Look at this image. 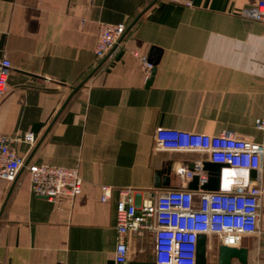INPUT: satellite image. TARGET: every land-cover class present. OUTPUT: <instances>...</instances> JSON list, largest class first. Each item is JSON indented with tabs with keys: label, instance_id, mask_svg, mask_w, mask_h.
<instances>
[{
	"label": "crops",
	"instance_id": "crops-1",
	"mask_svg": "<svg viewBox=\"0 0 264 264\" xmlns=\"http://www.w3.org/2000/svg\"><path fill=\"white\" fill-rule=\"evenodd\" d=\"M258 1L0 0V58L12 62L0 134L28 164L78 167L84 179L80 195L49 199L33 193L27 168L13 182L0 178V264H116L121 188L149 197L187 184L198 201L207 183L191 188L180 169L209 155L156 150L157 127L263 141L255 120L264 113V21L246 15ZM140 14L98 59L100 23L129 28ZM155 47L162 55L153 76ZM30 131L35 145L22 139ZM222 167L221 187L247 181V172ZM158 175L169 184L156 187ZM104 184L114 187L107 202ZM259 230L237 245L248 249L245 264H264V193ZM133 244L128 264H158L149 230ZM221 244L208 235L206 264H219Z\"/></svg>",
	"mask_w": 264,
	"mask_h": 264
},
{
	"label": "built area",
	"instance_id": "built-area-1",
	"mask_svg": "<svg viewBox=\"0 0 264 264\" xmlns=\"http://www.w3.org/2000/svg\"><path fill=\"white\" fill-rule=\"evenodd\" d=\"M246 15L264 21V0H259ZM126 30L125 22L100 23L94 50L97 58H104ZM143 60L147 66H151L146 57ZM11 67L9 58H0V92L7 89ZM255 127L263 134L261 142L239 137L230 130L208 134L157 127L156 150L204 152L211 162L247 172L248 178L244 183L231 179L228 186L223 188L222 167L219 188L200 189L198 201L196 191L188 188L187 184L181 188L157 189L149 197H143L141 192L130 188H121L116 219V264L130 262L134 253L133 238L145 229L152 234L153 253L158 264H197L198 237L201 233L217 235L222 244L230 246H237L243 235L259 233L261 196L264 193V184L260 180L264 154V113L256 118ZM22 139L31 145L38 140L32 131L24 134ZM12 141L10 136L0 134L1 179L13 182L21 170L27 168L31 189L36 195L53 199L76 197L82 193L84 179L78 167L26 164V156L18 152ZM253 170L257 171V177L252 176ZM180 175L185 181L198 175L202 184L209 182V174L202 161H197L191 168L182 167ZM113 192V186L102 185L101 201L110 200Z\"/></svg>",
	"mask_w": 264,
	"mask_h": 264
},
{
	"label": "water",
	"instance_id": "water-1",
	"mask_svg": "<svg viewBox=\"0 0 264 264\" xmlns=\"http://www.w3.org/2000/svg\"><path fill=\"white\" fill-rule=\"evenodd\" d=\"M157 0H154L153 3H155ZM142 14H140L136 20L133 22V24L127 28L124 35L129 31V29L137 22V20L140 18ZM124 35L120 38V40L124 37ZM119 40V41H120ZM118 41V42H119ZM162 55V49L159 47H155L152 49L151 53L149 54V61L154 65L153 68V76L156 72L157 65L160 61ZM153 79V78H152ZM86 80L76 86L72 92V94L69 96V98L80 88L85 84ZM28 164V162H26ZM222 163H214L210 161H206L204 163V169L208 171L209 174V182L203 186V189L208 190H217L220 185V171L222 168ZM24 169V168H23ZM22 169V170H23ZM253 177H257L258 173L256 170H253L251 172ZM155 186L158 188H162L164 186H167L169 184V176H163L161 179L158 175L156 179ZM198 181L199 176L195 175L190 187L191 188H197L198 187ZM238 259L241 263L245 264L248 261V249L245 247H238V246H230L226 244H221L219 246V264H233V259ZM208 261V235L205 233H201L198 237V252H197V264H206Z\"/></svg>",
	"mask_w": 264,
	"mask_h": 264
}]
</instances>
